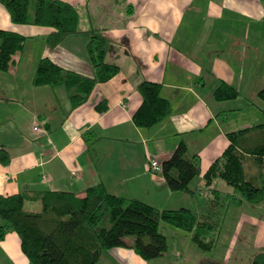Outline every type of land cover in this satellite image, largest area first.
Returning a JSON list of instances; mask_svg holds the SVG:
<instances>
[{
  "label": "crops",
  "instance_id": "obj_1",
  "mask_svg": "<svg viewBox=\"0 0 264 264\" xmlns=\"http://www.w3.org/2000/svg\"><path fill=\"white\" fill-rule=\"evenodd\" d=\"M63 1L78 9L80 31L54 47L46 41L53 27L14 23L0 3V29L24 36L23 49L13 65L24 59L29 66L25 68L28 82L13 81L11 94L0 92V147L10 155L8 164L0 162V194H83L87 187L103 184L117 195L162 209L187 207L206 219L212 213L213 194L198 205L194 193L200 185L193 184L190 191L171 190L162 174L148 169L149 161L161 162L183 141L188 151L192 145V155H198L204 177V171L222 154L231 131L223 128L218 104L211 105L203 91L208 83L215 88L220 82L238 91L235 83L246 77L235 76L234 71L248 68L241 66L239 58L264 57V0H127L126 6L113 0ZM92 27L110 40L106 61L120 70L98 83L88 100L73 108L64 86H35L33 77L43 57L93 76L86 52ZM146 80L161 84L171 113L153 126L140 127L133 114L142 103L138 86ZM102 101L107 108L99 111ZM36 121L45 127V135L36 132L33 140L24 130ZM256 125L252 122L244 128ZM247 162L253 176L258 169ZM23 208L39 212L43 206L40 199L28 197ZM230 237L224 264H251L256 254L264 252V218L241 212ZM142 261L131 248L114 247L103 251L96 264H147ZM0 264H29L15 231L0 240Z\"/></svg>",
  "mask_w": 264,
  "mask_h": 264
},
{
  "label": "trees",
  "instance_id": "obj_2",
  "mask_svg": "<svg viewBox=\"0 0 264 264\" xmlns=\"http://www.w3.org/2000/svg\"><path fill=\"white\" fill-rule=\"evenodd\" d=\"M126 1L115 0L117 3ZM0 3L14 23L53 27L54 31L46 38L51 47L67 35L80 31L79 11L66 1L0 0ZM89 32L86 52L94 70L93 76L66 69L50 57H43L33 77L35 86H64L73 108L86 102L98 83L110 80L120 70L118 65L106 61L110 47L108 37L99 28L92 27ZM23 46L24 36L0 29V70H8L17 62ZM138 91L142 103L133 114L136 125L150 127L170 115L171 104L161 95L160 83L142 81ZM238 95V91L226 82H220L214 90L217 100L235 99ZM258 95L264 100V87ZM106 108L105 101L97 105L99 111ZM253 127L258 130L254 138L250 137L254 135L250 132ZM227 136L228 145L212 161L204 179L208 185L214 177H222L239 190L242 197L234 193L223 195L212 189V213L208 212L206 219L187 207L158 208L138 198L117 195L103 184H96L87 187L83 194L73 191L0 194V240L8 231H15L29 264H96L103 251L114 247L131 248L144 260L151 261L168 248L167 238L159 230L160 223L167 222L188 232L199 247L210 249L219 230L214 208L219 207L221 197L227 204H238L243 199L258 204L264 200V123L227 132ZM249 157L258 172L248 177L246 162ZM0 162L4 165L10 162V155L4 147H0ZM160 164L161 174L174 191H190L191 181L200 173L198 155H191L183 141ZM28 197L40 199L42 210L25 211L23 204ZM253 264H264V252L255 255Z\"/></svg>",
  "mask_w": 264,
  "mask_h": 264
},
{
  "label": "rangeland",
  "instance_id": "obj_3",
  "mask_svg": "<svg viewBox=\"0 0 264 264\" xmlns=\"http://www.w3.org/2000/svg\"><path fill=\"white\" fill-rule=\"evenodd\" d=\"M113 1L115 2V0ZM126 3L127 1L124 3L120 2L118 5L121 6ZM115 4L117 5V2ZM239 60L241 61L242 67L248 66V68H237V70H233L235 76L241 75V78L246 77V80L243 79L241 82L235 83V87L239 91V95L235 99L217 100L214 96V90L216 87H210L209 83L207 85L208 88L203 91L211 105L215 102L214 107H216L218 104L219 107L217 108L221 111L219 112L221 113L220 120L224 119L222 125L226 131L242 129L247 125H251L252 122L255 124L264 123V100L258 95L259 90L264 87V57H240ZM23 62L24 59L22 63L17 64V66L11 65L10 68H17L14 71L9 69L0 70V92L2 95H4V93H12L11 85L9 83L17 81L18 84L21 83L23 85L25 83L24 80L28 82L25 68H29V66ZM17 119L20 118L17 117ZM257 131L258 130L250 131L254 134L250 135V137L254 138ZM24 132L28 137L36 140V132L40 133V135H45V127L39 121H36L32 128L28 127ZM1 139H4V136ZM189 149L191 151L193 150L191 144H189ZM190 150L188 151L189 153ZM248 162H252V164L254 163V161ZM254 168L257 170L255 163ZM246 171L247 176L249 177L252 172L249 163L246 166ZM193 184L200 185V188L197 189V193H194V201L197 202L198 205H201L200 202H206L209 200L210 196H212L211 188L221 190L223 195L234 193L235 195L242 197L241 192L234 186L228 184L222 177H214L211 183L207 185L203 175H200L199 173L191 181L190 186L193 187ZM219 201V207L216 209L215 213L219 231L216 234V244L212 248L203 249L199 247L188 232L177 228L173 224L162 222L160 223L159 230L165 234L168 248L165 253L157 259L146 261L142 258L144 260L142 262H146L147 264L153 262L159 264H186L188 260L192 264L194 262H197V264H224L225 247L227 246L229 238H231L230 236L240 213L250 212L255 214L257 218H264V203L253 204L243 199V201L238 204H227L223 202L222 197ZM131 250L132 253L139 256L133 251V249ZM251 264H253V260Z\"/></svg>",
  "mask_w": 264,
  "mask_h": 264
},
{
  "label": "built area",
  "instance_id": "obj_4",
  "mask_svg": "<svg viewBox=\"0 0 264 264\" xmlns=\"http://www.w3.org/2000/svg\"><path fill=\"white\" fill-rule=\"evenodd\" d=\"M149 170L153 173V174H161L162 172V167L161 164L158 160L153 159L150 164H149Z\"/></svg>",
  "mask_w": 264,
  "mask_h": 264
}]
</instances>
